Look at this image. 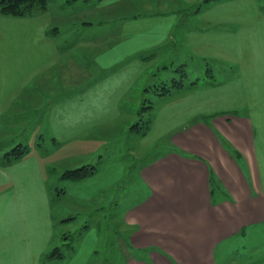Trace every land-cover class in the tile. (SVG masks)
Returning <instances> with one entry per match:
<instances>
[{
  "label": "crops",
  "instance_id": "1",
  "mask_svg": "<svg viewBox=\"0 0 264 264\" xmlns=\"http://www.w3.org/2000/svg\"><path fill=\"white\" fill-rule=\"evenodd\" d=\"M89 1L50 0L46 10L25 16L0 13V264H98L102 236L90 225L72 253L53 243L58 218L47 172L92 154L78 166L95 165L93 175L59 176L83 202L103 206L105 192L114 200L107 186L126 177L124 166L102 165L99 152L125 112L121 104L142 80L150 87L144 80L162 70L193 64L201 69L185 78L191 91L167 104H191L190 113L169 115L162 127V114L149 120L146 137L163 148L132 174L125 264H262L253 258L264 240L260 3L153 0L159 10L143 13V0ZM135 5L142 13L123 21L118 7L131 12ZM19 143L28 152L7 162L5 153ZM60 216L63 224L75 218Z\"/></svg>",
  "mask_w": 264,
  "mask_h": 264
},
{
  "label": "rangeland",
  "instance_id": "2",
  "mask_svg": "<svg viewBox=\"0 0 264 264\" xmlns=\"http://www.w3.org/2000/svg\"><path fill=\"white\" fill-rule=\"evenodd\" d=\"M61 1V0H60ZM63 1V0H62ZM250 0H246L249 2ZM82 4H85L84 1H80ZM144 3H148V9L146 7L143 8V13L154 12L155 10H159L160 5L153 0H143ZM256 2L260 3L261 8L264 11V0H256ZM96 1L90 0L87 2V5L92 6L95 5ZM83 6V5H82ZM77 7H73L69 9L71 12H75ZM233 10H237L236 7H233ZM142 9L135 5V8H132V11L128 9H121V6L118 7L119 14L122 16V20H126L127 13H142ZM122 21H118L117 26H121V29L125 25ZM200 67L197 64H193L188 69V78L193 79L196 78L199 74L197 69ZM206 67L202 66V69ZM201 69V68H200ZM196 71V72H195ZM206 75V72H203ZM146 77H148L146 75ZM179 78V74L176 72L170 71H161L159 75H153L150 81H146L145 84L151 85L152 88L156 83L163 82V79L166 80L169 84L172 81V78ZM162 80V81H161ZM150 82V83H149ZM185 89L179 90L177 88H172L168 93L163 96H159L154 91L149 89L148 87L143 86V80L138 84L137 88L133 91L135 97H128L129 99L121 104L122 114L119 117V121L117 125L114 126V131L110 135V138L106 136L105 139L111 140L109 145H104L103 149L99 153L103 155L102 165L107 164L110 161V164L113 167L116 166H124V170L126 173V177L118 182L117 184L108 185V194L113 196V199L106 198L105 192V201L103 206H97L95 202H83L82 198L77 194L71 193L69 195V187L65 181L60 178V174L64 172L63 168L60 169H51L47 172V183L49 185V190L53 198V208L54 215L58 220L55 223V234L56 237L53 239V243L55 245H59L60 249L64 253H72L70 246L79 245V240L87 237V229L83 226L90 225L91 229L98 230L99 234H101L100 242L97 245L96 249V260L99 264V259L104 260V264H125L126 261V250L124 247V242L127 240V235L129 234V228L125 225L123 220V215L127 208L131 205L132 201L129 199V192L136 187L137 180L132 178V174L137 170L141 163L146 162L150 158L154 157L159 149L163 148L162 140L159 143H154L152 138L146 137L148 131V127L151 124L149 122L151 116H155L157 113L162 114L160 117V126H163V119L174 115L175 113H187L189 114L191 111V104L183 103V107H187L184 109L182 106L171 107L167 109V104L169 101L173 100L178 91L181 92H190L189 85L191 81H186ZM148 88V89H147ZM149 105L152 107H149ZM163 107L166 111L163 112ZM142 126L143 128L139 131H136L134 128L135 124ZM108 141V140H107ZM151 142V144H150ZM103 150V151H102ZM92 154H86L82 157L73 158L68 162L66 168L73 169L76 168L81 163H86ZM0 160H2L0 158ZM96 165L100 164L99 158L95 160ZM98 163V164H97ZM120 164V165H119ZM79 167V166H78ZM64 166V169H66ZM104 172V171H103ZM65 189H67V194L65 196ZM58 190L64 191L61 194H58ZM55 194V195H54ZM65 196V197H64ZM71 196V198L69 197ZM60 197V199H57ZM82 201V202H80ZM96 208L95 210H92ZM93 211V212H91ZM91 213L88 216V213ZM62 213H72L75 218L63 224L61 220ZM96 215V216H94ZM93 227V228H92ZM83 231V232H82ZM90 231V230H89ZM82 232V233H81ZM89 233V232H88ZM67 238L64 241L61 240V237ZM62 242H69V245H64ZM55 247V246H53ZM260 250L256 255H254V259L257 261L263 262L264 264V240L260 244ZM52 250L54 248H51ZM78 251V249H77ZM47 256V254H45ZM63 264V263H58Z\"/></svg>",
  "mask_w": 264,
  "mask_h": 264
},
{
  "label": "trees",
  "instance_id": "3",
  "mask_svg": "<svg viewBox=\"0 0 264 264\" xmlns=\"http://www.w3.org/2000/svg\"><path fill=\"white\" fill-rule=\"evenodd\" d=\"M50 0H0V13L10 16H25L38 11H44L48 7ZM77 1H88V0H63V4H73ZM216 1V0H215ZM179 78H172L169 84L166 81L152 85L154 87L149 88L159 96L171 93L172 88H182L186 86L185 78L188 75L185 66H179ZM190 86V85H189ZM151 87V86H150ZM147 88V89H148ZM149 107H152V105ZM143 127L137 123L134 125L133 130H141ZM28 152L27 144H16L9 151L5 153V160L12 162L17 159L23 158ZM96 166L93 164H85L73 169H67L63 172L62 176L68 179H83L93 175L96 172Z\"/></svg>",
  "mask_w": 264,
  "mask_h": 264
}]
</instances>
